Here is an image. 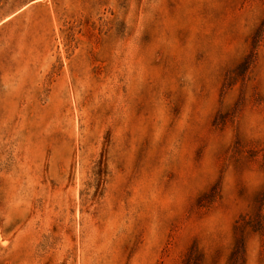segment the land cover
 <instances>
[{"label":"rangeland","instance_id":"obj_1","mask_svg":"<svg viewBox=\"0 0 264 264\" xmlns=\"http://www.w3.org/2000/svg\"><path fill=\"white\" fill-rule=\"evenodd\" d=\"M0 264H264V0H0Z\"/></svg>","mask_w":264,"mask_h":264}]
</instances>
